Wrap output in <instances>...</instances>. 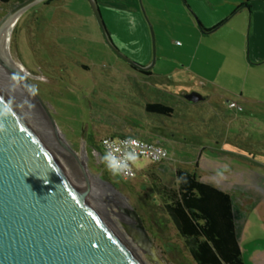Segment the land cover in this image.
<instances>
[{
    "label": "rangeland",
    "instance_id": "rangeland-1",
    "mask_svg": "<svg viewBox=\"0 0 264 264\" xmlns=\"http://www.w3.org/2000/svg\"><path fill=\"white\" fill-rule=\"evenodd\" d=\"M183 1L181 0L182 3ZM19 3L20 0H12L9 3L0 1V20ZM99 6L106 7L131 22L132 14L139 12L145 19L152 48L157 41H167L169 56L184 61L183 64H193L195 70L199 69L198 72H206L213 79L231 88L232 93L230 90L218 91V95L214 96V101L220 103L223 117L237 114L228 109L231 101L241 99V92L236 94L234 89L242 90L245 87L249 92L247 95H261L259 88L252 83L253 76L255 73L260 74L259 72H251L248 80L246 72L238 69L243 72V77L233 79L225 73L218 76V67L206 69L200 66L199 58L195 60L200 48L199 35L193 34L194 30L187 26L183 14L176 8L170 7L176 13L172 17H166L162 0H99ZM155 7L159 8V14L163 16L159 23L161 26L151 22L149 13L154 11ZM184 9L191 13V19L200 27L201 21L193 9L187 3ZM198 31L200 35L204 33L201 29ZM7 52L12 61L24 68L29 75L39 95L53 113L59 135L77 153L81 170L75 169L73 175L108 220L129 240L143 264H196L170 219L164 220L165 226L152 222L150 213L153 211L159 221L168 217L161 208L150 206L151 199L157 201L159 198L156 188L151 187V184V189L140 188V177L136 176L129 181L122 180L116 172L108 168L107 162L102 160L105 153L101 140L110 135L109 133L115 132L117 135H130L149 141L152 131L159 128L165 135H168L169 131L175 134V139L172 137L173 142L163 139V146L178 162L185 161L187 157L182 138L187 136L186 131L180 129V123L187 122V119L176 104L181 101V85L188 87L187 92L203 91L199 80L196 77L191 78L187 72L177 74L173 77L174 80L182 83L172 84L168 86V90L161 92L140 78L129 77L128 75L142 76L109 48L88 0H47L30 6L15 20ZM221 60L220 57L219 62L223 61ZM180 66V62L171 60L168 64L157 66L155 71L161 68L165 72ZM9 78L0 71V90L16 99L22 107L25 106L31 116L39 114L44 119L41 112L33 110V102L26 98L25 92ZM159 96L166 97L175 109L173 118L153 115L146 111L147 102ZM257 105L251 103L244 113L238 112L241 116L246 115L247 121L245 119L244 122L236 123L235 128L227 124L229 120L216 126L219 129H216V133L222 134V146L224 141L232 140L238 133L239 139L235 144L239 147L238 150L241 149L239 153L246 156L251 154V151H264V108ZM156 118L168 121L174 129L159 126ZM228 134L230 139L226 136ZM190 138L196 142L200 140V136L194 134H190ZM255 154L256 161L264 165V155ZM67 164L70 169L73 164L71 158L67 157ZM147 164V160L138 159L135 168L139 172ZM240 164H245L241 158L238 159V165ZM110 188L121 195L131 208L138 210L152 243L138 235L135 240L134 236L128 233L125 224L129 221L118 214V196ZM140 204H144L147 211L142 210ZM150 225L155 227L151 228Z\"/></svg>",
    "mask_w": 264,
    "mask_h": 264
},
{
    "label": "crops",
    "instance_id": "crops-1",
    "mask_svg": "<svg viewBox=\"0 0 264 264\" xmlns=\"http://www.w3.org/2000/svg\"><path fill=\"white\" fill-rule=\"evenodd\" d=\"M97 1L99 4V0ZM262 1L251 2L237 10V7L243 4V0H184V3L181 0H162L166 17H172L176 13L170 7L176 8L183 14L187 26L194 30L193 34L199 35L200 48L195 60L199 58L200 66H204L206 69L218 67V76L225 73L233 79L243 77V72L241 73L240 70L246 72L245 75L248 80L251 72L260 73H255L252 83L259 88L258 91L261 95L254 97L250 94L247 95L246 93L249 92L245 87L242 90L234 89L236 94L238 91L241 92V99L231 102L236 101L240 104L244 108L242 113L250 107L251 103L264 108V3ZM185 3L193 9L200 19V27H197L195 20L191 19V13L184 9ZM163 10L161 13L164 12ZM159 11V8L155 7L154 11L151 10L149 13L153 25L159 24L161 17H163L160 16ZM101 12L115 45L137 63L143 66L149 65L153 56V48L143 16L135 11L132 14L131 22L120 17V14L112 13L106 7H102ZM197 29H201L204 33L200 35L197 33L199 32ZM155 48L156 63L153 68L146 73L134 69L142 77L128 76L140 78L144 82L150 83L151 87L161 91L168 90V86L172 84H181L182 82L174 80L173 77L187 72L191 78L196 77L199 80L197 81L203 91H197V93L203 97V100L197 103L187 101L185 96L193 93V91L187 92L188 87L181 85L183 89L179 93L181 101H176V105L183 117L187 119V122L182 121L180 123V129L186 131L187 138H182L184 139L182 146H184V153L187 158L185 161L178 162L176 158L171 157L168 150L163 146V142L164 140L173 142L175 134L169 131L168 135H165L164 132H160L159 128H155L149 141L158 143L165 148L169 157L159 164L147 160V166L140 169L139 172L137 171V177H140V188H150L149 184L156 188L159 198L157 201L151 199L150 206L162 209L167 203L168 191L178 187L177 171L183 170L195 173L201 182L228 193L233 203L236 232L245 263L264 264V165L256 161L255 158L257 156L255 153L264 155V151H251V154L244 156L239 153L241 149L238 150L239 147L235 144V141L239 139L238 133L232 139L233 142L232 140H223L224 146L221 143L222 134L216 133V129H218L216 126L226 123V120H229L228 125L235 128L236 123L244 122L245 119L247 121V116H241V112L238 113V111L228 107L229 110L235 111L237 114L232 117H223L220 103L214 101V96L218 95V91H229L231 88L217 79H213L206 72H198L199 69L195 70L193 64L186 65L183 64L184 61L169 56L167 41H157ZM180 52L182 53V50ZM220 57L222 62H219ZM171 60L180 62L182 66L165 72L161 68L155 71L157 66L168 64ZM230 91L232 93V90ZM150 102L161 103L173 108L164 96L156 97L155 100H149L147 103ZM173 110L172 118L175 114V109L173 108ZM156 121L159 126L167 127L170 130L174 129L168 121L165 122L162 118H156ZM109 134L104 137L122 136L115 134V132ZM190 134L200 136V140L192 141ZM226 136L230 139V134ZM240 158L245 164L238 165ZM140 205L142 210L147 211L144 204ZM150 227L154 228L155 225H150Z\"/></svg>",
    "mask_w": 264,
    "mask_h": 264
},
{
    "label": "water",
    "instance_id": "water-1",
    "mask_svg": "<svg viewBox=\"0 0 264 264\" xmlns=\"http://www.w3.org/2000/svg\"><path fill=\"white\" fill-rule=\"evenodd\" d=\"M47 0H25L1 20L0 31L30 6ZM109 48L135 70L150 71L156 63L143 66L113 42L97 0H88ZM0 65L23 87L42 113L53 140L71 158L70 169L47 141L22 115V104L0 90V264H143L132 245L105 216L73 175L80 169L77 153L60 137L48 104L43 101L29 75L15 62ZM197 103L203 97L185 96ZM11 112H7V109ZM119 213L129 221L130 235L152 243L143 218L116 191ZM136 240V239H135Z\"/></svg>",
    "mask_w": 264,
    "mask_h": 264
},
{
    "label": "trees",
    "instance_id": "trees-1",
    "mask_svg": "<svg viewBox=\"0 0 264 264\" xmlns=\"http://www.w3.org/2000/svg\"><path fill=\"white\" fill-rule=\"evenodd\" d=\"M0 1L9 3L12 0ZM254 1L257 0H243L237 10ZM145 109L164 117L174 113L172 107L161 103H147ZM176 178L178 187L168 191L167 203L162 208L168 217L159 221L153 211L150 213L152 222L165 226L164 220L170 219L196 264H246L236 232L231 196L201 182L190 171L178 170Z\"/></svg>",
    "mask_w": 264,
    "mask_h": 264
},
{
    "label": "built area",
    "instance_id": "built-area-1",
    "mask_svg": "<svg viewBox=\"0 0 264 264\" xmlns=\"http://www.w3.org/2000/svg\"><path fill=\"white\" fill-rule=\"evenodd\" d=\"M229 107L238 112L243 110V107L237 102H231ZM101 146L104 153L112 151L115 158L123 162L125 167L116 173L126 181L132 180L137 176L136 162L129 159V156H136L137 160L145 159L152 163H162L169 157L167 150L158 143L130 135L104 137L101 140ZM113 149H118V151H113Z\"/></svg>",
    "mask_w": 264,
    "mask_h": 264
},
{
    "label": "bare ground",
    "instance_id": "bare-ground-1",
    "mask_svg": "<svg viewBox=\"0 0 264 264\" xmlns=\"http://www.w3.org/2000/svg\"><path fill=\"white\" fill-rule=\"evenodd\" d=\"M14 22H15V20L10 21L0 31V52H1V56H2L3 60L8 64H12V59L10 58L9 53L7 52V47H8V41H9L11 29L13 27ZM19 68L25 72L24 68H22L21 66H19ZM0 71L3 72L7 77L9 76L10 81H12V83L14 85L21 88L22 91H24L23 87L19 84V82L17 80H15L10 74H8L6 72V70L1 65H0ZM25 94L27 95V97L26 96L25 97L29 98L28 94L26 92H25ZM33 106H34L33 110L36 111L37 113H39L37 107L34 104H33ZM22 115L26 120H28L33 125V127L40 133V135L47 141V143L51 146V148L56 152V154L60 157V159L68 167L67 157L68 158H70V157L53 140L51 132H50L48 126L46 125L44 119L39 114H36V116H34V117L31 116V113L29 112V110H27L25 108V106L22 109ZM60 137L63 139V137L61 135H60ZM119 205H121V201H119V199H118V204L116 206H119ZM132 250L134 251V253L136 255H138L133 247H132Z\"/></svg>",
    "mask_w": 264,
    "mask_h": 264
},
{
    "label": "clouds",
    "instance_id": "clouds-1",
    "mask_svg": "<svg viewBox=\"0 0 264 264\" xmlns=\"http://www.w3.org/2000/svg\"><path fill=\"white\" fill-rule=\"evenodd\" d=\"M35 86H33L34 88ZM7 112H11V109H7ZM5 129L3 127V125H0V132H4ZM113 151H118V149H113ZM129 159H132L134 162H136L137 157L136 156H129ZM103 161L107 162V167L110 168L112 171L117 172L120 169L124 168L125 165L123 164V162L118 161L115 156L113 155L112 151H108L105 153V155L102 157Z\"/></svg>",
    "mask_w": 264,
    "mask_h": 264
},
{
    "label": "flooded vegetation",
    "instance_id": "flooded-vegetation-1",
    "mask_svg": "<svg viewBox=\"0 0 264 264\" xmlns=\"http://www.w3.org/2000/svg\"><path fill=\"white\" fill-rule=\"evenodd\" d=\"M123 180V179H122Z\"/></svg>",
    "mask_w": 264,
    "mask_h": 264
}]
</instances>
